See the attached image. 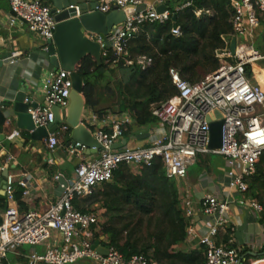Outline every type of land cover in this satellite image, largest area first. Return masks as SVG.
Returning <instances> with one entry per match:
<instances>
[{
	"label": "built area",
	"instance_id": "1",
	"mask_svg": "<svg viewBox=\"0 0 264 264\" xmlns=\"http://www.w3.org/2000/svg\"><path fill=\"white\" fill-rule=\"evenodd\" d=\"M8 1L14 12L9 17V24L26 22L30 31L41 38L42 51L50 56L58 23L52 11L53 6L47 0ZM230 1L234 8L233 32L224 36L226 46L217 51L221 62L219 69L196 82L184 79L177 68L170 69L177 94L164 102L151 105L159 127L152 130L147 145L127 143L114 147L128 138L126 131L136 125L135 117L129 111H91L84 114L83 122L104 149L100 151L99 157L81 159L76 164L74 177L68 180L62 196L47 210L29 209L19 213L15 208H8L0 216V264H73L84 260H93L97 264H159L149 254L126 257L115 246L103 244L106 239L97 235L102 224L100 210L82 212L74 206V201L90 195L95 187L112 181L115 171L123 164L135 168L150 166L156 158H160L169 177L183 179L201 154L227 159L228 194L225 199L211 193L198 201L190 195L182 198L189 221L187 236L196 232L192 220L196 212L202 211L214 218L210 226H200L199 229L201 232L207 227L201 236V243L206 248L205 264H239L242 257L245 264L247 257L234 235L230 212L233 202L257 216L263 211L259 200L249 194V179L257 172V163L264 151V85L251 80L246 65L254 67V62L264 59V55L251 43L257 29L264 24V0ZM191 4L192 0H186L175 6L174 11L167 7L159 12L158 6L166 5L164 0L152 4L146 0H99L96 9L104 13L121 9L126 19L106 37L91 32H87V35L101 44L102 57L110 53L115 56L112 61L107 60L111 67L121 60L133 64L128 44L141 26L145 23L164 24L173 20L176 11ZM172 33L180 35V28H173ZM233 36L237 37L236 54L230 49ZM24 54L23 51L15 50L3 58L0 50V62L14 64ZM137 62L145 68L152 60L142 56ZM73 85L70 71L54 67L47 72L42 84L47 103L30 109L36 127H48L56 120L53 106L60 107L62 116L67 112ZM219 120L223 121L221 146L210 148V124ZM69 130L70 126L62 121L58 129L46 138L48 149H57L61 138ZM86 148V145L76 142L68 147V152L79 156ZM90 148L96 149V146ZM59 176L57 174L55 179ZM30 180V174L18 177L8 174L4 188L7 200L15 199L16 182L23 187L24 195L29 194ZM228 228L232 229L229 240L218 243L217 237L221 230ZM55 232L59 235H55ZM96 240L108 248L107 255L94 248ZM26 245L43 246V249H21ZM263 261L264 258L257 259L249 264H260Z\"/></svg>",
	"mask_w": 264,
	"mask_h": 264
},
{
	"label": "trees",
	"instance_id": "2",
	"mask_svg": "<svg viewBox=\"0 0 264 264\" xmlns=\"http://www.w3.org/2000/svg\"><path fill=\"white\" fill-rule=\"evenodd\" d=\"M174 7L170 9L174 11ZM175 14V21L145 23L141 26L128 44L133 64L121 60L111 67L107 60L114 59L112 53L103 57L105 71L101 70L102 66L92 56H86L81 61L78 73L84 80L83 94L87 107L99 113L105 112L104 109H96L104 97L99 90L100 81L114 77L120 71L121 80L116 93L113 84H106V91L110 92L107 99H116L113 105L119 106L117 111L131 112L136 120L134 126H150L158 123L152 114L151 105L177 94L170 75L172 67L191 82L199 81L219 69L221 64L217 51L226 46L224 36L233 32L234 8L231 1L192 0L190 6ZM176 27L180 28V35L172 33ZM140 56L151 58L152 62L143 68L137 62ZM246 70L248 75L252 74L250 64L246 65ZM134 126L126 131L128 138ZM209 156H199V159L206 162ZM178 180L168 176L160 158H156L150 166L137 167V171L123 164L115 171L112 181L95 187L90 195L76 198L74 206L82 212H89L97 210L100 205L106 209L104 215H122L121 212L126 210L149 215L151 229L145 238L136 236L132 229L127 232V236H123L130 228V223L122 227L115 223L101 224L97 235L105 236L103 244L115 246L126 257L142 253L151 255L159 264H205V246L189 252L178 247L187 237L189 223L182 206ZM249 186L250 195L263 206L261 221L264 222V151L258 160L257 172L249 179ZM21 197L22 191L15 193V198L23 206ZM2 200L0 208L6 210L7 204ZM155 213L159 214L152 222ZM121 217L116 216L122 220ZM226 231L223 242H227L232 234L231 228Z\"/></svg>",
	"mask_w": 264,
	"mask_h": 264
},
{
	"label": "crops",
	"instance_id": "3",
	"mask_svg": "<svg viewBox=\"0 0 264 264\" xmlns=\"http://www.w3.org/2000/svg\"><path fill=\"white\" fill-rule=\"evenodd\" d=\"M47 1L52 5L53 2L51 0ZM146 1L152 4L160 0ZM185 1L164 0V4L167 7H171L183 4ZM73 3H75V0H73ZM13 13L9 1L0 0L1 55L3 58H7L15 50L25 53L18 62L10 64L4 61L0 67V106H7L24 87L31 93L34 101L38 102L39 105H45L47 101L42 91V84L45 75L54 66L51 65L49 56L41 49V38L30 31L26 22L20 21L16 25L9 24V17L14 15ZM263 28L264 24L257 29L255 35L258 36L260 31H263ZM115 101L113 98L107 99L104 96L103 101L96 109L116 112L118 109L115 110L113 105ZM91 111L95 110L86 106L84 114L86 115ZM61 117L65 120L66 113L63 116L61 115ZM158 127V123L150 126H134L128 143L147 145L150 137L136 138L134 136L146 131H149L152 135V130H156ZM73 143V131L70 129L61 138V144L58 148L52 151L46 146V139L43 142L34 141L27 130L9 126L7 139L0 140V199H3L2 201L7 204V209L15 208L19 213L29 209L47 210L51 204L62 196L57 195L59 183L55 176L57 174L64 175L67 180H70L74 177L76 164L81 159L91 160L100 156V152L87 150H83L79 156L71 155L68 152V147ZM208 155L201 154L199 156L205 158ZM199 156L197 161L189 167L187 177L178 180L181 199L190 195V197L198 201L209 193L217 195L220 199L227 198L228 189L226 188V182L228 179L226 174L229 166L227 159L218 156L214 162H211L210 159L203 162L199 159ZM209 158L211 157L209 156ZM7 170L8 174H14L17 177L22 174L31 175L29 194L24 195L23 187L18 182L15 184V193L22 191L21 200L23 201V206L19 204L16 198L13 201H8L4 194L3 178ZM6 210L0 208V216H3ZM97 210L103 213L106 212V209L100 205ZM261 213L257 216L256 213L249 212L246 207L237 203L233 202L231 205L230 216L235 228V237L237 229L244 219L247 218V227L243 235L246 249L244 254L247 257L245 264L264 258V222L261 221ZM192 221H194L197 228L196 232L192 236H187L185 241L178 246L186 252L200 249L203 246L201 236L207 230V227H204L203 231L200 232V226H210L214 218L204 214L202 211H198L194 214ZM226 232L225 229L221 230L217 237L218 243H223ZM55 235L58 236L59 233L55 232ZM99 238L104 239L105 237L100 235ZM236 239L239 242L237 237ZM21 249L28 250V248L24 247ZM32 249L42 250L43 246H35ZM249 252H256L257 255L253 256ZM12 260L14 259L12 258ZM73 264L97 263L93 260H84ZM260 264H264V261L260 262Z\"/></svg>",
	"mask_w": 264,
	"mask_h": 264
},
{
	"label": "water",
	"instance_id": "4",
	"mask_svg": "<svg viewBox=\"0 0 264 264\" xmlns=\"http://www.w3.org/2000/svg\"><path fill=\"white\" fill-rule=\"evenodd\" d=\"M53 13L58 21L55 27L53 44L50 48L49 60L55 68H63L71 72L73 79V90L71 92V102L66 112L65 120L62 119L59 106H53L52 109L56 114V120L48 127H36L30 113V109L36 108L39 103L33 100L29 91L22 88L15 98L4 108H0V140L7 139V129L9 126H16L21 130H27L31 139L43 142L50 133L55 132L60 123L65 121L73 131L74 143L80 142L86 145L87 151L100 152L104 147L99 143L93 132L83 122V114L86 110V99L83 94L84 80L78 73V66L86 56H92L98 65L102 66V47L101 44L91 39L87 32L99 34L102 37L108 36L116 25L122 23L126 19V14L121 9L112 10L109 13L101 12L96 9L98 0H51ZM167 9L166 5L158 6L159 12ZM173 20H177V14L173 15ZM231 51L237 52V37L233 36L230 43ZM0 62V67L3 65ZM105 71V67H101ZM28 100V101H27ZM220 116V115H218ZM210 119V118H209ZM223 121H212L210 124V148H218L222 141ZM149 131L137 134L134 137L147 138L150 137ZM129 138H125L122 142L115 144L114 147H120L127 144ZM73 143V144H74ZM96 146V149L90 148ZM1 166V164H0ZM8 176V170L3 178L4 188ZM59 186L57 195L61 196L68 186V180L64 175H60L57 179ZM247 227V218L239 226L236 231L243 250L245 249L244 232ZM100 240H96L94 248L103 254H108V248L100 244ZM256 256V252H249ZM246 256V255H245ZM239 264H244V257L240 259Z\"/></svg>",
	"mask_w": 264,
	"mask_h": 264
},
{
	"label": "rangeland",
	"instance_id": "5",
	"mask_svg": "<svg viewBox=\"0 0 264 264\" xmlns=\"http://www.w3.org/2000/svg\"><path fill=\"white\" fill-rule=\"evenodd\" d=\"M251 43H253L254 47L258 51H260V53H262L264 55V28H263V31H260L258 36L255 35V37H254V39H253V41ZM141 57L142 56H140L138 58H141ZM220 64H221V62H220ZM249 77L251 78L252 81H255V82L259 81V82H262L263 85H264V59H262L259 62H254V67H252V74L249 75ZM120 80H121L120 71H118L117 75L114 76V77L101 79L100 86H99L100 92H102V94L105 97H109L110 96V92L106 91V88H107L106 84L110 82L111 84H113V88H114L115 93H116L117 92L116 90H118V87H119ZM114 109L115 110L119 109V106H115ZM210 157H211L210 158L211 162L212 161L214 162L218 158L217 155H210ZM132 168L135 171H137V168H135L133 166H132ZM102 213L103 212L100 211V214H101L100 221H101L102 224H105L107 222L108 223H115V224H119L120 227H122L126 223H130L131 224L130 228H128L123 233V236H127L128 235L127 232L130 229H132L136 236L145 238L149 234V230L151 229L150 226H149V223L151 221L150 220L151 217L149 215H144L142 213H134V212H130L129 210L121 212L122 215H117V213L115 215H111V214L110 215L109 214L104 215V213L103 214ZM158 214L159 213H155V215L153 217L154 219H152V222H154L157 219V215ZM116 216H122L121 217L122 220H120V218H116ZM24 248H26V249L28 248V250H30L32 248H35V246L26 245V246H24ZM25 251H27V250H25Z\"/></svg>",
	"mask_w": 264,
	"mask_h": 264
},
{
	"label": "bare ground",
	"instance_id": "6",
	"mask_svg": "<svg viewBox=\"0 0 264 264\" xmlns=\"http://www.w3.org/2000/svg\"><path fill=\"white\" fill-rule=\"evenodd\" d=\"M254 65V64H253Z\"/></svg>",
	"mask_w": 264,
	"mask_h": 264
}]
</instances>
